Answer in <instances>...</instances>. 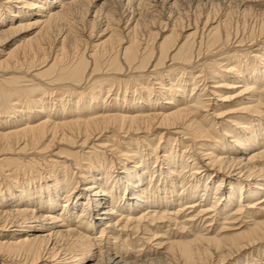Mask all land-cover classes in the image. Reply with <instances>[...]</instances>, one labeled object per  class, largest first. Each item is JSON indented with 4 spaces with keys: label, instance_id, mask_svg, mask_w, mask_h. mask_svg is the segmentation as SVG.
<instances>
[{
    "label": "bare ground",
    "instance_id": "1",
    "mask_svg": "<svg viewBox=\"0 0 264 264\" xmlns=\"http://www.w3.org/2000/svg\"><path fill=\"white\" fill-rule=\"evenodd\" d=\"M263 241L264 0H0V264Z\"/></svg>",
    "mask_w": 264,
    "mask_h": 264
},
{
    "label": "rangeland",
    "instance_id": "2",
    "mask_svg": "<svg viewBox=\"0 0 264 264\" xmlns=\"http://www.w3.org/2000/svg\"><path fill=\"white\" fill-rule=\"evenodd\" d=\"M211 83H209V88H211ZM217 102H219V101H217ZM230 116H232V115H230ZM225 119H226V117H225ZM261 212L259 211V213L257 212L256 213V215L255 216H260L259 214H260ZM170 229V228H169ZM168 229V227L166 228V229H164V231H168L169 230ZM263 248V249H262ZM251 251V250H250ZM252 251H253V249H252ZM264 241L263 242H261L260 243V246H259V248H258V251H255L254 253H253V255L251 254L249 257H248V263L249 264H252V263H254L255 262V260H256V258L258 259L259 257H261L263 260H264ZM251 256H253V257H251ZM253 258V259H252ZM254 258H255V260H254ZM250 260V261H249Z\"/></svg>",
    "mask_w": 264,
    "mask_h": 264
}]
</instances>
